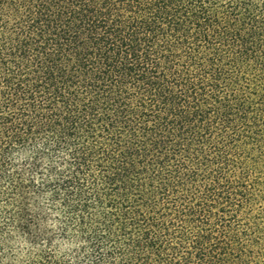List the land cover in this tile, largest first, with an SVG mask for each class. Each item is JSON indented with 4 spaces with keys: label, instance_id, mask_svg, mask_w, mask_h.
<instances>
[{
    "label": "trees",
    "instance_id": "1",
    "mask_svg": "<svg viewBox=\"0 0 264 264\" xmlns=\"http://www.w3.org/2000/svg\"><path fill=\"white\" fill-rule=\"evenodd\" d=\"M0 264H264V0H0Z\"/></svg>",
    "mask_w": 264,
    "mask_h": 264
}]
</instances>
